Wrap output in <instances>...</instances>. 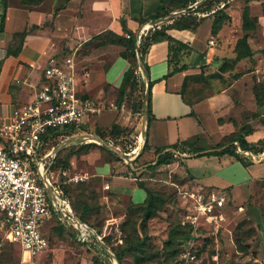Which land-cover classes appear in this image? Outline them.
<instances>
[{
    "label": "crops",
    "instance_id": "0c3cea01",
    "mask_svg": "<svg viewBox=\"0 0 264 264\" xmlns=\"http://www.w3.org/2000/svg\"><path fill=\"white\" fill-rule=\"evenodd\" d=\"M198 1L67 0L57 9H53V2L46 0L31 6L8 5L5 9L3 31L0 32L1 108L8 112L32 99L34 86L40 79L42 68L49 57L61 59L69 51L76 53L92 36L104 30H110L116 36L126 35L122 30V21L128 30L136 34V39L137 36L140 39L151 27L149 23L159 11L170 10V14L184 10L181 14L188 13L196 8ZM254 2L249 3V11L252 16L257 17L258 22L256 29L250 31H243L241 28L240 10L245 5L242 0L229 1L225 11L230 15V19L216 34L210 31L213 20L211 13L205 16L193 31L168 29L166 32L172 38L191 49L184 57L182 63L186 64V68L182 71L169 73L171 65L168 63L166 41H158L148 47L144 57L147 76L142 73L141 75L146 87L148 81L151 82V114L142 136V141H147L148 150L145 154L149 158L153 156L156 148L166 150L181 141L191 142L199 151L210 150L215 144L224 142L243 127L251 129L245 135L248 142L255 143L264 138V123L260 120H264V113L257 108L252 91L254 77L259 79L260 66L264 60V14L261 6ZM169 14L158 18L166 17L164 20H167L180 15L168 17ZM26 29L31 31L23 38L18 53L8 54L6 47L11 35ZM244 33L247 34V43L253 55L252 59L242 60L239 65L243 68L247 66L250 69L246 71H249L242 72L239 78L221 91L186 103L180 96L184 77L200 72H213L222 58H231L234 55V44ZM209 39H212L214 44H208ZM119 50L120 46L116 44L88 46L85 49L82 55L85 65L82 67L86 72L82 77L86 79V84L81 88L80 78L77 77L80 96L90 98L86 94L94 91L99 94L103 84L118 85L121 82L127 63L119 54ZM103 56H107L109 60L106 67L100 64V57ZM30 64L35 66L31 67ZM111 115L112 111L103 110L99 115L90 116L88 124L94 119L106 122ZM258 155H264V150ZM199 157H208L211 162L206 163L208 171H197V174L192 171L194 166L190 165L188 168L186 162L199 160ZM252 158L250 155L251 163L243 166L227 154L198 157L192 154L183 156L174 164H178L188 175L190 185L196 189L225 191L227 203L230 199L241 200L248 196L256 181L264 178V158ZM108 167L107 164L104 169L107 170ZM112 178V191L128 194L132 199L138 196L135 194L136 185H131L129 179L121 175Z\"/></svg>",
    "mask_w": 264,
    "mask_h": 264
},
{
    "label": "rangeland",
    "instance_id": "374dc122",
    "mask_svg": "<svg viewBox=\"0 0 264 264\" xmlns=\"http://www.w3.org/2000/svg\"><path fill=\"white\" fill-rule=\"evenodd\" d=\"M41 1L44 0H6V3L7 6L17 7L24 4L36 5ZM63 1L46 0L53 2V9L62 5ZM260 1L264 2V0ZM254 3L261 6L258 1ZM119 37L106 34L101 39L105 42L102 46L116 44L120 46L121 55L125 42L119 40ZM122 37L128 36L122 35ZM17 43V38L9 39L7 47L11 45L14 48ZM84 51V48H79L74 53L80 78L79 88L86 84V79L82 77L86 72L82 67L85 65V61L82 60ZM71 53L73 52L69 51L68 54ZM135 55L137 63L135 81L133 84L131 81L127 83L123 97H120L119 86L124 72L132 62L129 58L128 63L124 57L127 67L118 85L103 84L100 86L102 90L99 94L96 91L86 94L101 106L104 105V111H112L111 117L106 122H99L97 119L91 121L88 133L103 134L108 144L116 147L118 151L98 143H96L98 146L89 148L79 147L81 143H87L82 141L69 144L57 152L58 159L65 160L68 164L62 165L56 171L64 169L69 176L83 177L81 181L66 186L75 208L78 211H81L84 205L90 208L87 218L105 234L109 232L103 241L112 254V249L118 251L121 246L134 242L136 238L142 242L141 249L126 253L118 264H161V258L173 248L171 244L164 243L169 231L176 229L178 231L176 235L181 236L184 226L190 228V236L177 246L178 252L171 260L172 264H183L185 260L181 254L188 249L190 254L194 255L195 264H264V178L256 181L248 196L241 200L230 199L225 203L224 219L219 225L208 222L201 215L194 223H190L186 216L192 214L193 210L183 192L195 191L196 188L190 185L188 175L179 165L174 164L176 161L150 168L146 165L151 159L145 153L130 163L121 157L120 153H125L130 158L135 156L140 152L142 145V108L146 85L138 67L137 54ZM108 61L107 56L100 57V64L103 66L106 67ZM219 65L213 71L212 77L207 79V76L213 72L209 74L202 72L201 78L188 84L184 91V97L188 102L220 91L231 79L234 70L243 72L247 68L246 66L236 69V66L232 68L230 63H226L227 68L231 66L232 70L217 73ZM260 67L259 78L263 80L264 60ZM65 139L59 141L55 147ZM199 158L194 161L188 160L187 167L194 166L193 170L190 169L197 174V171L205 173L209 170L206 163L211 161L207 159L208 157ZM107 164L110 170L109 167L107 170L104 169L107 168ZM120 167L122 169H118ZM115 175L129 179L131 185L140 182L164 199L156 216L147 221L145 232H140L138 222L140 211L134 206L144 200V190L136 185L135 194L138 196L134 199L128 194L112 191L110 181ZM51 223L54 224L50 221L44 228L48 239L46 248L31 259H23L19 247L9 243L0 230V264H104L100 262L96 251L78 243L69 231L55 228L50 225ZM145 234L148 236L147 239H144ZM108 261L110 264H115L111 256Z\"/></svg>",
    "mask_w": 264,
    "mask_h": 264
},
{
    "label": "built area",
    "instance_id": "2783aa9c",
    "mask_svg": "<svg viewBox=\"0 0 264 264\" xmlns=\"http://www.w3.org/2000/svg\"><path fill=\"white\" fill-rule=\"evenodd\" d=\"M138 40L139 36L136 43ZM208 44L214 41L209 39ZM77 77L74 52L61 59L51 56L28 103L5 112L0 101V230L9 243L19 247L23 259H31L46 248L44 228L50 221L54 222L50 225H63L71 230L81 244L97 243L102 250L103 244L108 249L103 240L109 232L98 234L81 221L64 195L66 186L83 177L69 176L64 169L50 170L55 146L44 148L50 130L84 125L90 116L99 115L104 108L80 96ZM260 157L264 155L257 158ZM183 193L193 210L186 216L190 223L200 215L216 225L224 219L225 191L196 189ZM181 257L185 260L183 264H195L189 249Z\"/></svg>",
    "mask_w": 264,
    "mask_h": 264
},
{
    "label": "trees",
    "instance_id": "16d2710c",
    "mask_svg": "<svg viewBox=\"0 0 264 264\" xmlns=\"http://www.w3.org/2000/svg\"><path fill=\"white\" fill-rule=\"evenodd\" d=\"M67 0H64V2ZM194 2L195 0H191ZM230 0H204L199 6L194 8L193 10L189 11L188 13L180 14L179 16L169 18L167 20H164L160 22L158 25H153L148 28L145 35H141L140 39L136 43V34L130 30H128L122 21V30L126 33L128 36L126 37H119V40H123L125 42L124 50L121 53V56L124 57L128 63L129 58H131L132 62L129 64L128 68L124 72L122 82L119 86V94L120 97H123L125 95V88L127 87V83L131 81L133 84L135 81V70L137 68L135 53L136 49L138 51V54L143 62L144 68L147 71V66L144 63V57L147 52L148 47L155 42L158 41H166L168 44V63L171 65V69L169 73H173L176 71H182L186 68V64L182 63L184 60V57H186L191 49L184 43L172 38L166 31L170 28H177V29H189V30H195L200 21L207 16L208 14L213 15V20L211 24L210 31L212 34H216L220 27H222L223 24H225L226 21L230 19V15L225 11V8L227 7ZM245 4L243 7H241L240 10V20H241V28L243 31H250L255 29V26L258 22L257 17L252 16L249 11V3L251 1H258L260 2L262 13L264 14V2L261 3L260 0H242ZM60 5V6H62ZM59 6V7H60ZM7 7L6 0H0V32L3 31L4 26V19H5V9ZM57 9V8H56ZM170 10H161L159 11L158 15L154 16V19L169 14ZM193 13H196L195 15ZM31 30H24L22 32H15L11 35V40L18 39V43L14 48H12L11 45H8L7 47V53L8 54H16L21 48L23 38L25 35ZM110 35L115 37L116 34L113 33L110 30H104L102 32H99L98 34L92 36L84 45V49H86L88 46L92 47H98L102 46L105 42L101 41V39L105 35ZM82 49V48H81ZM189 52V53H188ZM234 55L231 58H222L219 62V68L217 70L218 72H227L231 71L232 68L236 66L240 67L239 63L242 60L245 59H252L253 52L251 51L248 43H247V34L244 33L240 38H238L234 44L233 48ZM226 63H230L231 66L227 68ZM245 68L243 72H247ZM216 73V72H215ZM202 72L198 74H192L185 76L182 82V87L180 90V96L186 103H192L188 102L184 97V91L186 87H188V84L191 83L193 80L197 81L199 78H201ZM214 74L211 73L209 76H207V79L212 77ZM242 72L237 70H234V73L230 76L231 79L226 82L225 87H228L232 81L239 78ZM203 75V74H202ZM224 87V88H225ZM150 88H151V82L148 81L147 83V89H148V119L150 118ZM223 89V88H222ZM221 89V90H222ZM220 90V91H221ZM252 91L254 95V99L256 102V105L258 108L262 109L264 113V78L263 80L255 79L254 77V83L252 86ZM219 92V91H218ZM142 107V102L140 105V108ZM264 123V120H262ZM251 129L248 128H241L236 134L232 135L231 137L224 140L222 143L215 144L210 150L206 151H199L198 148H196L191 142L189 141H181L172 144L169 146L168 149L164 148H156L154 150L153 156L150 158L151 161L146 165L147 167H155L160 166L162 164H169L171 162H178L180 159L185 155H192L198 157L202 155H216L221 156L224 154H227L229 156H232L235 160L239 161L243 166H247L251 163L250 155L253 158H257L258 154L261 153L264 150V138L259 139L255 143L248 142L245 139V135L249 133ZM89 132V124L86 123L84 125H69V126H62L59 128H55L53 130H50L47 134V137L45 139V149H49L53 146H55L59 141L62 139H65L70 136L74 135H80V134H87ZM96 135L104 140H106L105 136L101 133H96ZM91 146H98L94 142H87V143H81L79 147L83 148H89ZM237 147L240 149L237 150ZM148 146L147 141L144 140V143L141 147V151L137 154V156L134 158L136 160L141 154L147 152ZM176 152L178 154H176ZM248 152L249 154H247ZM68 164L65 160L58 159V154L55 155V157L52 159V162L50 164V170L57 172L56 169L62 167V165ZM137 187L141 188L145 192V198L144 200L139 204H134L137 208H139L140 215L138 217L139 219V229L140 232H145L146 230V224L147 221L153 217L156 216L157 211L159 210L160 206L163 204L164 199L157 194H154L151 192L148 188H146L142 183L137 182ZM64 195L69 200L72 209L75 213V215L81 220L86 222L90 227H92L98 234L102 232V229L100 227H97L94 223L90 222L87 218V213L90 211V208L84 205V207L81 209V211H78L72 201V198L70 196V193L68 191V188H64ZM55 228H58L60 230L69 231L73 236V232L63 225H56ZM182 228H185L181 236H177V230L169 231V234L167 235V238L165 240V244H171V252H167L165 256L161 258V264H172L173 257L178 252V245L183 240H187L190 236V228L188 226H184ZM148 236L145 234L144 239H147ZM79 243V242H78ZM177 243V244H173ZM81 244V243H80ZM142 242H139L138 238L134 242H130L126 245H123L119 248L118 251L112 249V252L117 259L118 262L121 263L122 258L124 255L130 251L139 250L141 249ZM85 245V244H83ZM87 246V245H85ZM89 248H92L94 251H96L99 255V260L101 263L104 262V264H110L108 261L109 255H107L101 247L94 243L91 246H87ZM101 256V257H100Z\"/></svg>",
    "mask_w": 264,
    "mask_h": 264
},
{
    "label": "water",
    "instance_id": "95a60500",
    "mask_svg": "<svg viewBox=\"0 0 264 264\" xmlns=\"http://www.w3.org/2000/svg\"><path fill=\"white\" fill-rule=\"evenodd\" d=\"M203 1L204 0H199L198 2H196L195 6L196 7L199 6ZM183 12H184V10L175 11V12L170 13L168 17H173V16L179 15V14H181ZM164 19H166V17L165 18H157V19H154V20L150 21L149 25L152 26L154 24H157L158 22H161ZM136 54H137L138 67H139L141 73L143 74V76L146 77L147 76V73H146V70L144 68L143 62H142V60H141V58H140V56L138 54L137 49H136ZM147 96H148V89L146 87V90L144 92V101H143V108H142V123H143V131H142V134H143V136L145 134L146 124H147V121H148V98H147ZM87 136H90V137H87ZM87 138L88 139L89 138L90 139H93L95 143H98V144H101L103 146H107V147H109L111 149L117 150L116 147H113L112 145L108 144V142L106 140H104V139H102V138H100V137H98L96 135H93V134L88 133V134H80V135H74V136L67 137L64 141L60 142V144H58L56 147H54L53 152L56 155L57 152L60 149H62L63 147H65V146H67L69 144H75L77 142H82V141L87 142L86 141ZM143 143H144V141H142V145H143ZM142 145H141V147H142ZM140 151H141V148H140ZM138 153L139 152H137L135 154V156H133L131 158L130 157H127L125 153H120V155H121V157L123 159H125L126 161H128L130 163L132 160H134V158L137 156ZM101 246H102L103 250L109 256H111L113 258V260L115 261V264H118L117 259L109 251V249H107L103 244H101Z\"/></svg>",
    "mask_w": 264,
    "mask_h": 264
},
{
    "label": "bare ground",
    "instance_id": "6f19581e",
    "mask_svg": "<svg viewBox=\"0 0 264 264\" xmlns=\"http://www.w3.org/2000/svg\"><path fill=\"white\" fill-rule=\"evenodd\" d=\"M87 137H90V136H87ZM86 141L87 142H94V140L93 139H90V138L89 139L87 138Z\"/></svg>",
    "mask_w": 264,
    "mask_h": 264
}]
</instances>
